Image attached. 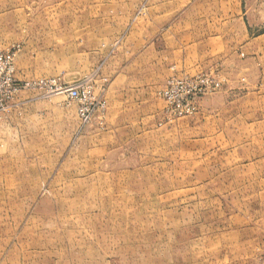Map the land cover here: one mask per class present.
I'll list each match as a JSON object with an SVG mask.
<instances>
[{
    "label": "rangeland",
    "instance_id": "rangeland-1",
    "mask_svg": "<svg viewBox=\"0 0 264 264\" xmlns=\"http://www.w3.org/2000/svg\"><path fill=\"white\" fill-rule=\"evenodd\" d=\"M219 12L252 43L177 73L175 25ZM113 64L141 72L127 124ZM189 79L207 89L171 105ZM0 264H264V0H0Z\"/></svg>",
    "mask_w": 264,
    "mask_h": 264
},
{
    "label": "crops",
    "instance_id": "crops-1",
    "mask_svg": "<svg viewBox=\"0 0 264 264\" xmlns=\"http://www.w3.org/2000/svg\"><path fill=\"white\" fill-rule=\"evenodd\" d=\"M224 24L225 17L223 14L221 15L220 12L215 14L214 18H205V20L195 19L189 25L187 20L184 21L183 24H176L175 26L177 27L175 30H177V32H174V35L180 42H177V47L175 49L177 50L175 52L176 58L172 60V57H169L171 58V67H174L179 74L184 72L194 75L196 72L199 73L207 70L224 72L225 68H223V66H229L231 61H239L238 57H240V55L234 53L235 51L232 53L229 51L232 46L233 48L236 46L241 47L242 42L239 41L236 36H239V38L245 36L247 42L249 41L247 44H251L252 40L247 38L245 30L243 31L240 24H238L233 30L235 39L233 43L230 42L226 36L231 37V33L233 32L227 34L225 31L226 25L224 26ZM181 40L185 41V43L182 44L183 42ZM202 47L209 55L206 58L198 57L199 55L201 56V51H203ZM192 51L197 52V56L194 55V57H190L189 53ZM137 62L140 63V60H137ZM112 69L113 70L109 74L108 84L106 85V93H108L109 97L107 117L111 119L112 124H127L131 120H126V118L122 121L119 120L120 115H122V117L123 114L125 115V110L120 103L125 101V94L127 93L134 94L133 99L136 100L135 103H141V97L137 98L135 96L136 93H139L137 87L141 86V72L125 69V65L124 69H122L113 64ZM114 98L117 99V103L119 102L118 104H115ZM121 109L124 110L122 112L123 114H120L122 111Z\"/></svg>",
    "mask_w": 264,
    "mask_h": 264
},
{
    "label": "built area",
    "instance_id": "built-area-1",
    "mask_svg": "<svg viewBox=\"0 0 264 264\" xmlns=\"http://www.w3.org/2000/svg\"><path fill=\"white\" fill-rule=\"evenodd\" d=\"M207 83L197 82V80L189 79L188 83L184 86L182 81L172 82L168 89H166L165 96H173L170 104L176 107H190L189 102L192 104L194 96L201 91L200 87L207 89ZM196 92V93H195ZM59 93L65 94L68 98L76 102L78 106L77 116L79 121L85 125L88 124L98 107H102V104L98 101L94 108H90L92 104L87 107L84 106L86 102L89 91L84 83H78L73 86H64L59 89ZM195 93V94H194Z\"/></svg>",
    "mask_w": 264,
    "mask_h": 264
}]
</instances>
